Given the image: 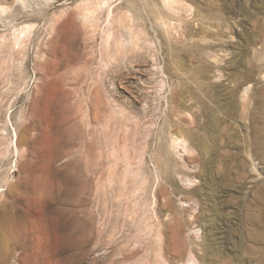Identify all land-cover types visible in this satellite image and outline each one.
<instances>
[{"label":"rangeland","instance_id":"1","mask_svg":"<svg viewBox=\"0 0 264 264\" xmlns=\"http://www.w3.org/2000/svg\"><path fill=\"white\" fill-rule=\"evenodd\" d=\"M263 76L264 0H0V264H264Z\"/></svg>","mask_w":264,"mask_h":264},{"label":"bare ground","instance_id":"2","mask_svg":"<svg viewBox=\"0 0 264 264\" xmlns=\"http://www.w3.org/2000/svg\"><path fill=\"white\" fill-rule=\"evenodd\" d=\"M220 76V75H219ZM264 77V76H263ZM228 91V90H227ZM249 92V91H248ZM241 96V95H240ZM203 103V102H202ZM262 136V135H261ZM256 144V143H255ZM194 157V156H193ZM254 160V159H253ZM205 162V161H204ZM203 163V162H202ZM205 167V166H204ZM205 169V168H204ZM206 173V172H205ZM80 176V175H79ZM207 190H206V193L208 195H211L209 192L210 191H215V194L217 199H219V195H217L216 193V189L215 187L213 188L212 190V186L209 185V186H206ZM213 208H215V206H213ZM210 229L212 231V235H213V238H212V245L210 247L211 249V252L213 253V255H221L222 254V249H223V246H222V242L221 240L223 239V237H221V233H219V231L217 230V228H215V226L213 225V228H212V225L210 226ZM171 242V240H169ZM169 242V243H170ZM188 246V245H187ZM185 248V245L184 246H181V248L179 247V245L175 242V241H172L170 244H169V250L172 251V254L174 253L175 255H177L178 257H181L182 253L181 251ZM184 251V250H183ZM225 253V252H224ZM222 256V255H221ZM127 257V256H126ZM131 257V256H130Z\"/></svg>","mask_w":264,"mask_h":264}]
</instances>
